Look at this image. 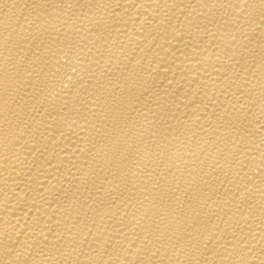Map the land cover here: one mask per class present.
Instances as JSON below:
<instances>
[{
  "label": "bare ground",
  "instance_id": "bare-ground-1",
  "mask_svg": "<svg viewBox=\"0 0 264 264\" xmlns=\"http://www.w3.org/2000/svg\"><path fill=\"white\" fill-rule=\"evenodd\" d=\"M0 264H264V0H0Z\"/></svg>",
  "mask_w": 264,
  "mask_h": 264
}]
</instances>
